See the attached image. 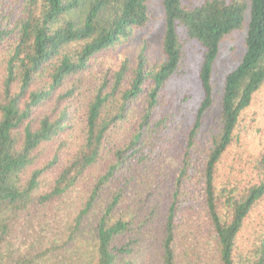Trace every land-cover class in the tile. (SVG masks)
Masks as SVG:
<instances>
[{
    "label": "trees",
    "instance_id": "trees-1",
    "mask_svg": "<svg viewBox=\"0 0 264 264\" xmlns=\"http://www.w3.org/2000/svg\"><path fill=\"white\" fill-rule=\"evenodd\" d=\"M160 4L159 53L116 59L148 0H0V264H264V0ZM187 42L195 87L169 88Z\"/></svg>",
    "mask_w": 264,
    "mask_h": 264
},
{
    "label": "rangeland",
    "instance_id": "rangeland-1",
    "mask_svg": "<svg viewBox=\"0 0 264 264\" xmlns=\"http://www.w3.org/2000/svg\"><path fill=\"white\" fill-rule=\"evenodd\" d=\"M186 4H192L200 0H183ZM161 0H148L149 10L151 12V19L149 23L140 29L136 36L130 41L131 46L121 47L115 56L117 59L122 51H131L133 48L142 44L144 41L148 43V51L151 55L155 56L159 53V46L162 36V22H161ZM249 20L248 9L244 13L243 27L234 30L230 34L226 35L221 43L220 51L215 64V83L217 87L221 82L223 74L232 66L235 65L239 57L241 56L243 39L246 32L247 22ZM186 46V58L183 66L186 73L182 74L181 77H175L171 80L169 88H178L181 90H191L195 83V74L193 73L196 69L193 64L196 59L195 51L198 49L195 43L187 42ZM245 122L243 123L244 128L241 131V140L243 147L252 149L256 142H258L254 134H262L264 132V85L254 94L251 104L245 110ZM246 125V126H245ZM259 136H256L258 138Z\"/></svg>",
    "mask_w": 264,
    "mask_h": 264
}]
</instances>
